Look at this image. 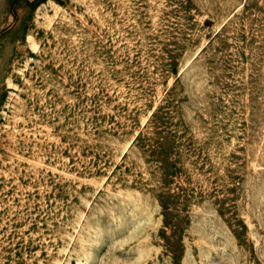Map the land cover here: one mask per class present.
<instances>
[{"label":"rangeland","instance_id":"374dc122","mask_svg":"<svg viewBox=\"0 0 264 264\" xmlns=\"http://www.w3.org/2000/svg\"><path fill=\"white\" fill-rule=\"evenodd\" d=\"M0 264H264V0H0Z\"/></svg>","mask_w":264,"mask_h":264}]
</instances>
